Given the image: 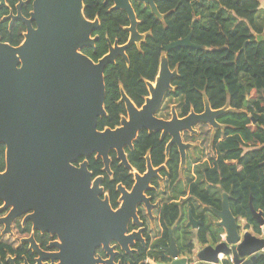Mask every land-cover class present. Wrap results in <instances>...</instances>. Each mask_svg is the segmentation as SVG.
Listing matches in <instances>:
<instances>
[{
	"label": "water",
	"instance_id": "obj_1",
	"mask_svg": "<svg viewBox=\"0 0 264 264\" xmlns=\"http://www.w3.org/2000/svg\"><path fill=\"white\" fill-rule=\"evenodd\" d=\"M104 1L113 2L114 8L127 13L130 38L120 47L115 43V48L110 47L109 53L98 62L81 52L93 45L95 38L91 39L90 35L99 27L97 19L89 21L84 17L83 0H33L29 18L19 10L12 16L26 25L23 42L12 46L0 39V144L5 145V170L0 172V211L7 210L0 222L12 234L13 220L27 215L24 221L32 223V231L57 237L47 245L54 249L48 252L40 249L32 235L20 240L28 242L38 255L34 264H45L43 260L49 264H120L114 261L118 255L115 246L130 254L135 251L132 246L142 239L143 227L136 206L139 203L152 206L143 192L149 188L154 172L149 168L143 176L136 175L130 192L118 185L123 202L114 210L106 198H101V177L92 181L86 161L73 165L78 158L95 153L102 157L105 169L110 172L108 153L115 150L121 162L132 170L124 148L131 147L143 129L168 133L182 155L188 145L181 143V131L191 129L197 121L216 127L215 116L223 111L210 110L206 101L202 114L190 113L182 119L173 116L171 120L157 118L155 112L170 87V78L175 75V71L169 70L166 58H162L159 73L164 79L157 77L155 88L149 85L151 98L142 109L137 110L127 100L129 120H123L122 126L115 129L97 130V119L105 114L104 69L119 55L127 61L125 47L142 37L135 28L137 21L131 0ZM137 1L148 4L161 17L154 0ZM190 39L191 33L170 42L165 49L195 47ZM249 208L258 224L264 225L261 213L254 210L251 201ZM212 211L219 219L216 225L224 230L223 238L215 244H199L195 260L220 264L229 259L231 264H252L264 251V237L250 231L240 234L241 225L230 211L227 194L222 196L221 208ZM187 219L186 226L191 229H197L201 223L190 208ZM130 224L141 227L129 233ZM169 241L164 250L170 261L157 264H189L192 257L179 253L171 228ZM98 248L106 257L96 255ZM7 260L15 264L13 258Z\"/></svg>",
	"mask_w": 264,
	"mask_h": 264
},
{
	"label": "trees",
	"instance_id": "obj_2",
	"mask_svg": "<svg viewBox=\"0 0 264 264\" xmlns=\"http://www.w3.org/2000/svg\"><path fill=\"white\" fill-rule=\"evenodd\" d=\"M19 1L26 2L20 11L28 17L32 0H5L0 4V39L12 46L22 43L26 31L21 20L8 19L10 14L16 13ZM154 4L161 17H157L148 4L131 1L137 20L136 30L142 37L125 47L127 62L118 57L104 69L105 114L98 118L97 130L115 129L126 113L119 100L120 87L136 106L142 105L148 95L146 81L154 80L162 54L166 55L169 68L175 71L171 80L173 90L166 96L177 103L179 117L190 111L204 112L206 101L210 110L223 111L215 116L218 126L199 121L194 125L196 132L182 133V140L195 144L196 152L182 171L176 145L170 147L168 156L165 155V145L170 139L168 134L162 138L160 132L143 130L134 140L133 147L125 148L129 164L139 173L146 169V154L153 167L164 164L159 173L170 190V196L162 199L158 208L157 236L151 238L149 233H144L145 243H135L132 255L121 257L132 264L146 258L155 263L169 262L170 257L164 249L170 243V228L179 253L191 257L194 245L189 243L180 196L183 197L181 203L191 208L195 218L201 219L195 233L201 246L219 242L223 229L209 222L197 207L220 209L224 193L228 196L231 213L244 218L246 227L255 235L263 234L262 226L251 214L249 202L264 219V7L260 0H154ZM83 15L99 22L92 35L94 44L82 49L92 61L97 62L104 56L111 44L127 43L130 20L127 13L114 8L111 1L83 0ZM190 33L195 47L164 50L170 42ZM109 157L111 176L102 170L100 157L90 156L88 169L93 177L103 175L102 186L108 192L110 205L117 208L116 185L120 183L126 189L131 188L133 174L120 164L115 151L111 150ZM4 170L5 145L0 144V172ZM152 184L157 185L155 180ZM146 193L153 198L155 189ZM6 212L0 211V216ZM141 218L144 222L143 214ZM134 228L133 225L129 227L130 230ZM11 231L13 240L0 237L1 264H10L8 257L13 258L15 264L25 260L32 264L35 253L29 249L28 242L16 243V238L30 236V222L22 225L17 217L11 224ZM33 234L35 241L47 248L52 238L37 231ZM191 262L205 264L197 260ZM220 264L231 262L224 259ZM252 264H264V251Z\"/></svg>",
	"mask_w": 264,
	"mask_h": 264
},
{
	"label": "flooded vegetation",
	"instance_id": "obj_3",
	"mask_svg": "<svg viewBox=\"0 0 264 264\" xmlns=\"http://www.w3.org/2000/svg\"><path fill=\"white\" fill-rule=\"evenodd\" d=\"M132 1V0H131ZM20 2V1H19ZM19 2L16 4V13L15 14H10V17L8 18V19H11V20H17V19H12V16H15V15H17L18 14V10L20 11V7H21V5L22 4H24V3H26V2H24V1H22V3H21V5H20V7H19V9H18V5H19ZM32 2H33V0H32ZM32 2H31V11H32ZM106 2V1H105ZM5 3V0H3V2H1L0 4L2 5V4H4ZM113 3V2H112ZM30 11V12H31ZM82 12H83V10H82ZM20 13H21V11H20ZM29 15H30V13H29ZM25 17V16H24ZM26 18H29V16L28 17H26ZM7 20V19H6ZM89 21H94V20H89ZM137 21V20H136ZM13 22V21H12ZM99 23V22H98ZM136 24H137V22H136ZM32 25L33 26H35V24L34 23H32ZM26 26V25H25ZM136 28V27H135ZM137 31V30H136ZM26 32V31H25ZM24 32V33H25ZM93 33H94V30L92 31V33H91V35H90V38L91 39H94L95 37H93L92 35H93ZM129 38H130V32H129ZM129 38H128V40H129ZM24 40V39H23ZM95 41V40H94ZM94 41H93V44H94ZM23 42V41H22ZM114 45H115V43L114 44H111V46L110 47H114ZM118 47H120L121 45H118V44H116ZM86 47H88V46H86ZM109 47V48H110ZM85 48V47H84ZM164 50L166 51V49L164 48ZM169 51V50H168ZM81 52H82V50H81ZM167 52V51H166ZM109 53V49H108V52L106 53V54H108ZM125 53V52H124ZM105 54V55H106ZM103 57V56H102ZM101 57V58H102ZM118 57H121L120 55L119 56H117L116 58H115V60L118 58ZM162 58H166V55L165 54H162L161 55V57H160V61H159V67H158V71H157V74H156V76H155V78H154V80L153 81H146V87H147V91H148V95L146 96V97H144V102L142 103V105L141 106H136L134 103H133V101L128 97V95L124 92V90H123V88L122 87H120V101H122L123 102V104H124V107H125V110H126V113L124 114V115H122L121 116V119H120V124H119V126H117V127H120V126H122V121H123V119H125L126 121H128L129 120V113H128V106H127V100L128 101H130L135 107H136V109L137 110H141L142 109V107H143V105L146 103V101H147V99L148 98H151V95H150V86L149 85H151L152 87H155V83H156V79H157V77H158V75H159V72H160V65H161V60H162ZM115 60L113 61V62H115ZM166 60H167V58H166ZM124 61L125 62H127L125 59H124ZM98 62V61H97ZM113 62H111V63H113ZM110 64V63H109ZM167 65H168V61H167ZM106 68V67H105ZM168 68H169V65H168ZM169 70L170 71H174V70H171L170 68H169ZM174 76V75H173ZM172 76V77H173ZM172 77L170 78V87L169 88H167L166 90H165V92H164V94H163V97H162V101H161V104H160V106H159V108L157 109V111L155 112V116L157 117V118H160V119H163V120H171L172 119V117L170 116V113H165L164 111L165 110H168V108H169V106L171 105V104H174V111H175V116L178 118V119H182V118H185V117H187L190 113H194V114H196V115H199V114H202V113H195V112H193V111H190L187 115H185V116H183V117H179L178 116V111H177V103L174 101V100H168V98H167V96H166V93L168 92V91H171V90H173V87H172V85H171V80H172ZM163 99L165 100V104H164V106H162V103H163ZM160 111H161V116L159 115V113H160ZM98 120V119H97ZM197 122H199V121H197ZM197 122H195L193 125H192V127H191V129H185V130H183V131H181V133H180V140H181V143L182 144H184V145H188L187 147H185L184 148V150L185 149H188L189 151H191V153L187 156V158H186V165L184 166L183 164H182V155H181V150H180V148H179V145L176 143V142H174V141H172V136L171 135H169L168 133H163L162 131H157V132H160V135H161V137L163 138L166 134H168L169 135V137H170V139H169V141L166 143V145H165V155L166 156H168V153H169V149H170V147L172 146V145H176V147H177V149H178V152H179V156H180V163H179V165H180V168H181V171L182 170H184L185 168H186V166L188 165V163H189V161L191 160V159H193L195 156H196V152L194 151V148H195V144H193V143H186V142H184L183 140H182V133L184 132V131H190V132H196V130L194 129V125L197 123ZM116 127V128H117ZM143 130H146L147 132H154V131H149V130H147V129H143ZM143 130H141V131H143ZM140 131V132H141ZM139 132V133H140ZM138 133V134H139ZM138 134H137V136H138ZM136 136V137H137ZM136 139V138H135ZM134 139V140H135ZM134 142V141H133ZM133 147V143H132V146L131 147H125V148H128V149H131ZM125 148H124V153L126 154V152H125ZM111 151V150H110ZM109 151V152H110ZM113 151H115V150H113ZM116 152V151H115ZM90 156H94V157H100L101 158V160H102V163H103V159H102V157L101 156H97L95 153L94 154H91V155H89L88 157H80V158H78L74 163H73V165H75V166H79L80 165V163H82L83 161H86L87 162V168H88V161H87V159L90 157ZM108 156H109V153H108ZM116 157H117V153H116ZM118 158V157H117ZM81 159V161H79ZM126 159H127V155H126ZM118 160L120 161V164L121 165H123L125 168H127L122 162H121V160L118 158ZM145 160H146V169H145V171L143 172V173H139V172H137L130 164H129V162H128V160H127V162H128V164L131 166V168H132V170H130V169H128L132 174H133V183H132V186H131V188H129V189H126V188H124V186H122L120 183H118L117 185H116V190L118 191V198H117V203H118V205H117V208L118 207H120L121 206V204H122V202H123V199H122V193H121V191L119 190V188H118V185H120V187H122V188H124L127 192H130L131 190H132V188H133V186H134V184H135V182H136V175H138V176H143L144 174H146V173H148V171H149V168L154 172V176L150 179V181H149V184H148V186H149V188H147L144 192H143V195L145 196V197H149L150 198V204L154 207H156L157 208V213H156V221H157V229H156V231H157V233L159 232V224H158V208H159V206H160V204H161V202H162V199H165L164 197H161V198H159L157 201H155V197H156V190H157V188L159 187V182H163V185H164V187L166 188V191L167 192H169V194H170V190L168 189V185H167V183H166V180H165V178L163 177V176H161L160 175V173H159V170H160V168L161 167H164V164H162V165H160V166H158V167H153L152 165H151V163H150V157H149V154H146L145 155ZM110 161H111V159H110V157H109V163H108V168H109V170H110ZM89 170V169H88ZM102 170H104L106 173H107V175L108 176H111L112 175V172H111V170H110V172H108L106 169H105V166H104V163H103V167H102ZM90 171V170H89ZM91 172V171H90ZM91 174H92V172H91ZM184 173L182 172V174H181V177L183 178L184 177ZM98 177H101L100 179H99V185H100V187L102 188V194H101V198L102 199H105V197H106V199H107V201H108V203L110 204V202H109V195H108V192L104 189V187L102 186V181H103V175H97V176H94L93 177V174H92V181L94 180V179H96V178H98ZM153 180H155L156 181V183H157V185H156V187L152 184V181ZM155 189V196L152 198V197H150L149 195H147V190H149V189ZM170 196V195H169ZM182 199H183V197H179V203L181 204V209H182V213H183V210L184 209H186L187 211H188V209L190 208V207H188L187 205H185V204H182L181 202H182ZM144 205V203H139L137 206H136V215H137V217H138V219H139V221H141L142 222V227H143V229H142V233H141V237H143L144 238V243H145V237H144V233H148V231H147V219H146V216H145V214L143 213V211H142V206ZM111 206V205H110ZM200 206H203V205H200ZM111 208H112V206H111ZM117 208H113L114 210H116ZM203 208H204V210H208V208H205L204 206H203ZM221 208V207H220ZM191 209V208H190ZM216 209V208H215ZM212 213H213V211H212V208L211 209H209ZM219 210V209H218ZM205 211V212H206ZM203 213H204V211H203ZM144 215L145 216V219H144V222L141 220L142 218H141V215ZM205 214V213H204ZM214 214V213H213ZM215 215V214H214ZM24 216L25 215H23V216H20L19 218H20V223L22 224V225H25V223H27L29 220H26V221H24ZM216 216V215H215ZM217 217V216H216ZM195 218V217H194ZM238 218V221H239V219L241 218V217H237ZM16 219V218H15ZM195 219H197V220H200L201 221V219L200 218H195ZM242 219H244V218H242ZM245 220V219H244ZM188 221V219H187V216H186V218H185V220H184V216H183V222H184V224H186V222ZM217 221H219V219H218V217H217V220L214 222V224L216 225V222ZM246 221V220H245ZM30 222V221H29ZM202 223V222H201ZM200 223V224H201ZM247 223V222H246ZM30 224H31V234H30V236L32 235L33 236V238H34V232L35 231H37L39 234H48L52 239L51 240H49L48 242L50 243L51 241H55L56 239H57V237L55 236V235H51L50 233H45V232H41V231H39V230H33L32 231V223L30 222ZM199 224V225H200ZM130 225H133L135 228L134 229H132V230H130L129 229V227H130ZM129 226H128V230H129V233L131 232V231H135V229L137 230L138 228H140L141 226H137L136 224H130ZM219 226V225H218ZM189 227L190 226H188V229H189ZM221 227V226H220ZM245 228L247 229V227H246V225H245ZM172 229V228H171ZM198 229V228H197ZM197 229H194L195 230V233H196V230ZM223 229V228H222ZM252 230V229H251ZM156 231H155V235H151L150 233V236H151V238H153V237H156L157 236V233H156ZM173 234V233H172ZM223 235H224V230H223V232L220 234V240L223 238ZM29 237V236H28ZM27 237V238H28ZM174 237V236H173ZM12 239H13V237H11ZM22 238H16V243L18 244L19 242H20V240H21ZM189 239V243H192V242H190L191 240H190V238H188ZM196 239V238H195ZM35 240V239H34ZM36 242V241H35ZM138 242V241H137ZM136 242V243H137ZM48 243V244H49ZM140 243V242H139ZM196 243H197V241H196ZM29 244V243H28ZM36 244H38L37 242H36ZM112 244H114L115 245V243H112ZM142 244V243H141ZM193 244V243H192ZM198 244V243H197ZM194 245V244H193ZM38 246L40 247V249L41 250H43V251H46V252H48V251H51V250H54V249H49V248H45V247H41L39 244H38ZM134 246H132V248H133ZM30 249V248H29ZM32 250V249H31ZM115 250L116 251H118V255H116L115 257H114V261L115 262H117V261H120V264H132L131 263V261L129 260V261H127V262H125L123 259L126 257V253H124V252H122L120 249H119V247L116 245L115 246ZM33 251V250H32ZM34 252V251H33ZM35 253V252H34ZM96 255H100L101 257H106L105 256V254H104V252L102 251V249H100V248H98L97 250H96ZM129 256L128 257H130V255H132V252L130 253V254H128ZM38 257V255L35 253V257H34V261H35V259ZM121 257H124L123 259L121 258ZM145 259H143V260H141V261H139L137 264H142V262L144 261ZM42 263H45V264H49V261H47V260H43L42 261ZM28 264H30V263H28ZM32 264H34V262L32 263Z\"/></svg>",
	"mask_w": 264,
	"mask_h": 264
},
{
	"label": "rangeland",
	"instance_id": "obj_4",
	"mask_svg": "<svg viewBox=\"0 0 264 264\" xmlns=\"http://www.w3.org/2000/svg\"><path fill=\"white\" fill-rule=\"evenodd\" d=\"M260 3H261V6L264 7V0H260ZM115 48V47H113ZM163 76V75H162ZM159 79H164L163 77H161V74L159 73L158 75V80ZM156 84L157 82L155 83V87H156ZM154 87V88H155ZM152 94V92L150 91V95ZM165 100L163 99V103H162V106H164L165 104ZM165 113H170V116L173 117L175 116V111H174V104H171L168 108V110H165L164 111ZM125 120V119H123ZM191 153V151H189L188 149H185L184 152H182V164L185 166L186 165V158L187 156ZM169 192L166 191V188L164 187L163 185V182H159V187L157 188L156 190V197H155V201H157L159 198L161 197H164V198H168L169 196ZM106 198V197H105ZM198 208V212H201V211H204L205 213V216L207 218V220L211 223H214L216 220H217V217L208 209L207 211L204 210L203 206H199L197 207ZM142 211L143 213L145 214L146 216V219H147V231L148 233H150L151 235H155V231L157 229V221H156V213H157V208L154 206H150V207H146L145 205L142 206ZM206 211V212H205ZM27 215L24 216V218L26 217ZM183 216H184V220L187 216V210L184 209L183 210ZM2 218V216H0V219ZM241 225V230H240V234H242L244 231H250L252 234L253 231L251 230V228H245V225H246V221L242 218L239 219L238 221ZM262 228H263V234L261 235H256L258 237H264V225H262ZM9 229L6 228L5 226V223L4 222H0V237H3L4 239H7V240H13L11 237H13V235L11 234L10 231H8ZM14 230V228H13ZM138 230V229H137ZM135 229V231H137ZM15 231V230H14ZM142 231V230H141ZM140 231V232H141ZM142 233V232H141ZM157 233V231H156ZM188 233H189V238L191 240V242L194 244V250H193V255H191L192 257V261L195 260V256H194V253L195 251H197V248H200L201 246L199 244L196 243V239H195V230L194 229H191L189 227V230H188ZM140 243H144V238L142 237V239L140 240ZM198 246V247H196ZM152 264H157V263H152ZM189 264H192V262H190Z\"/></svg>",
	"mask_w": 264,
	"mask_h": 264
},
{
	"label": "built area",
	"instance_id": "obj_5",
	"mask_svg": "<svg viewBox=\"0 0 264 264\" xmlns=\"http://www.w3.org/2000/svg\"><path fill=\"white\" fill-rule=\"evenodd\" d=\"M152 263H155V262H153L152 260H150V259H148V258H146V259L142 262V264H152Z\"/></svg>",
	"mask_w": 264,
	"mask_h": 264
},
{
	"label": "crops",
	"instance_id": "obj_6",
	"mask_svg": "<svg viewBox=\"0 0 264 264\" xmlns=\"http://www.w3.org/2000/svg\"><path fill=\"white\" fill-rule=\"evenodd\" d=\"M196 247H198V246H196ZM198 249V248H197ZM194 261H196V260H194Z\"/></svg>",
	"mask_w": 264,
	"mask_h": 264
}]
</instances>
